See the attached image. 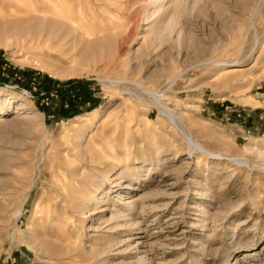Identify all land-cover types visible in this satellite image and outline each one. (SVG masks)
<instances>
[{
    "label": "rangeland",
    "instance_id": "374dc122",
    "mask_svg": "<svg viewBox=\"0 0 264 264\" xmlns=\"http://www.w3.org/2000/svg\"><path fill=\"white\" fill-rule=\"evenodd\" d=\"M66 165L60 264H264V0H0V264H51Z\"/></svg>",
    "mask_w": 264,
    "mask_h": 264
},
{
    "label": "bare ground",
    "instance_id": "6f19581e",
    "mask_svg": "<svg viewBox=\"0 0 264 264\" xmlns=\"http://www.w3.org/2000/svg\"><path fill=\"white\" fill-rule=\"evenodd\" d=\"M36 19V18H35ZM44 20V19H43ZM45 21V20H44ZM69 22V21H68ZM54 24V23H53ZM73 27V26H72ZM73 30V29H72ZM75 30L77 32V29L75 27ZM36 41V40H35ZM39 42V46L38 47H35V46H31L29 48V51H32V50H35L37 48H40V47H43V44ZM35 44V43H34ZM21 45V44H20ZM20 48L25 49V46L23 45V47L20 46ZM28 50V49H27ZM77 59V58H76ZM76 59L74 58L72 62L76 61ZM79 60V59H78ZM42 64L43 65H47L48 63L51 65L52 63H50L49 61H45L44 60H41ZM56 66V65H55ZM58 66V65H57ZM55 68V70L52 71V73L57 76V77H60V78H67V77H72V76H75L77 73L78 70H75V68H65L61 65L60 63V68ZM153 94V93H152ZM154 98L156 97L155 95H152L151 97ZM153 98V99H154ZM156 100V98L154 99ZM157 103H159L157 100H156ZM162 106V105H161ZM162 110H163V113H165L167 115V117L169 118L170 122L173 124V126L175 125V127L179 128L181 126L180 129V132L181 134L183 135V137L186 139L189 147L192 149V151H196L197 153H201V154H204V155H207V156H212V154H210L203 146H201L200 144L196 143L192 137V135L186 131L184 129V126H185V123L184 121L179 117L177 116L175 113H173L172 111L166 109L165 107L162 106ZM94 112L90 113V115H92ZM165 115V116H166ZM178 123H180V125H178ZM183 126V127H182ZM192 153V152H191ZM220 156V155H219ZM234 162H237L241 165H246V166H249V163L246 161V160H243V159H233ZM69 163V162H68ZM72 165L74 163H71ZM51 165V164H50ZM68 166V174H66V176H63V175H60V171H62V169L58 170V172L54 174L55 176V179H52V180H55L56 179H59L58 182H55L53 181L51 185H53L51 187V189L53 188V193H52V196H51V199H50V203H49V208L50 209H53L55 210V213L52 214L50 217H48V220L50 221L49 222V226L45 227L48 229V231L50 230V234L45 236V239L42 241V243L40 244V246L42 248H44L45 250V253H46V258L47 260H49L51 262V264H60L61 263V257L62 255L64 254H61L60 255V248L62 247L61 246V241H60V230H61V224L60 223L62 221V218H65L67 215H69L71 212L72 213H77V214H81L80 216H83L85 215V210H82L81 212H78L79 208L80 207H85V205L83 203H81V201L79 200H74V196L72 195L73 191L75 190L73 188V186L75 184H80V182H82V178L84 176V174L82 175L79 168H76L74 166H76V164L74 166H72L73 168L69 167V165H66ZM59 167V166H58ZM80 167V166H79ZM258 170V169H257ZM261 170V169H259ZM53 171V170H52ZM63 172V171H62ZM83 172V171H82ZM87 172V171H86ZM85 172V173H86ZM261 172V171H260ZM60 176H63V180L64 181H61L60 182ZM87 176V175H86ZM53 178V177H52ZM62 179V178H61ZM73 184V185H72ZM81 185V184H80ZM82 188V186H81ZM78 189V188H77ZM48 190V189H47ZM81 191V190H80ZM75 192V191H74ZM83 192V191H82ZM90 192V191H89ZM73 196V197H72ZM76 196V195H75ZM29 196H27L28 198ZM50 197V196H49ZM48 197V198H49ZM27 200V199H26ZM49 201V199H48ZM67 204V206H66ZM52 212V211H51ZM22 215V211H19L16 215V219L21 217ZM46 215V213H45ZM71 216V215H69ZM68 217V216H67ZM66 217V218H67ZM69 218V217H68ZM80 218V217H79ZM46 219V218H45ZM70 221V220H69ZM65 225V224H63ZM44 227V226H43ZM67 228V227H66ZM64 231V230H63ZM66 231V230H65ZM68 231V230H67ZM67 235V234H66ZM65 239V238H63ZM68 239V237H67ZM66 240V239H65ZM70 240V238H69ZM65 244V243H64ZM63 245V244H62ZM61 246V247H60ZM39 247V246H37ZM64 247H66L64 245ZM65 249V248H64ZM44 252V251H43ZM42 252V253H43ZM72 257V256H70ZM63 258H66V257H63ZM74 258V257H73ZM70 259V258H68ZM67 260V259H66ZM48 261V262H49ZM67 264V263H66Z\"/></svg>",
    "mask_w": 264,
    "mask_h": 264
},
{
    "label": "trees",
    "instance_id": "16d2710c",
    "mask_svg": "<svg viewBox=\"0 0 264 264\" xmlns=\"http://www.w3.org/2000/svg\"><path fill=\"white\" fill-rule=\"evenodd\" d=\"M79 90H83V89H79ZM81 106H85L86 105V95L84 94V91L81 92L80 94V103H78ZM69 105L73 106L72 101L70 102ZM95 107H92L91 109H94ZM64 112L66 113L67 111L64 109ZM75 112H79L78 109Z\"/></svg>",
    "mask_w": 264,
    "mask_h": 264
}]
</instances>
